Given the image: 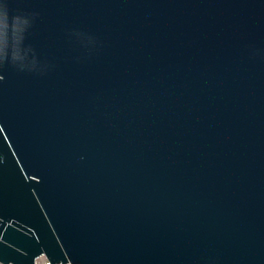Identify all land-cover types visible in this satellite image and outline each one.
I'll use <instances>...</instances> for the list:
<instances>
[{
    "label": "water",
    "instance_id": "95a60500",
    "mask_svg": "<svg viewBox=\"0 0 264 264\" xmlns=\"http://www.w3.org/2000/svg\"><path fill=\"white\" fill-rule=\"evenodd\" d=\"M264 264V0H0V262Z\"/></svg>",
    "mask_w": 264,
    "mask_h": 264
},
{
    "label": "built area",
    "instance_id": "2783aa9c",
    "mask_svg": "<svg viewBox=\"0 0 264 264\" xmlns=\"http://www.w3.org/2000/svg\"><path fill=\"white\" fill-rule=\"evenodd\" d=\"M0 264H13L11 262L9 263H2L0 262ZM33 264H51V262L46 258V256L44 254H39L34 258ZM55 264H71L69 261L66 262H57Z\"/></svg>",
    "mask_w": 264,
    "mask_h": 264
},
{
    "label": "bare ground",
    "instance_id": "6f19581e",
    "mask_svg": "<svg viewBox=\"0 0 264 264\" xmlns=\"http://www.w3.org/2000/svg\"><path fill=\"white\" fill-rule=\"evenodd\" d=\"M72 264V263H71Z\"/></svg>",
    "mask_w": 264,
    "mask_h": 264
}]
</instances>
